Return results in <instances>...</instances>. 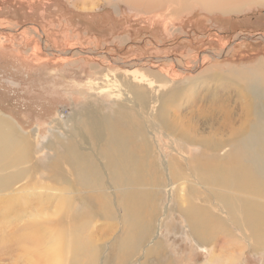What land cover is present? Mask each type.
I'll use <instances>...</instances> for the list:
<instances>
[{
    "label": "rangeland",
    "instance_id": "obj_1",
    "mask_svg": "<svg viewBox=\"0 0 264 264\" xmlns=\"http://www.w3.org/2000/svg\"><path fill=\"white\" fill-rule=\"evenodd\" d=\"M71 1L0 0V115L30 141V158L18 164L24 176L0 190V264H73L76 260L71 257L68 241L77 224L81 237L98 249L93 264H118L110 258L116 249L113 242L123 230L114 197L108 204L113 216H107L99 205L101 190L74 180L60 159V175L53 176L55 157L61 153L59 137L66 136L75 117L90 108L100 116L112 114L119 104L131 108L126 112L131 111L128 115L136 118L133 122L146 130L152 143L154 168L162 170L170 159L182 161L175 140L150 125L158 115L163 94L183 90L179 102L187 111L189 103L185 102L203 95L201 76L205 72L212 71L207 75L214 74L223 81L232 71L264 67V0H234L228 5H235L236 10L214 9L211 13L199 7L179 12L172 6L149 11L143 8L144 2L131 7L117 0L111 4L95 0L93 5L94 0ZM207 4L213 8L214 2ZM239 36L262 38H239L233 45ZM229 44L233 45L229 54L218 51ZM200 59L201 65L195 66ZM118 60L141 63L129 68ZM208 85L214 87L215 82ZM129 88L145 96L152 110L140 113L136 106L132 109L123 95ZM79 146L88 147L83 142ZM187 146L189 159L198 151L202 157L207 154L201 147ZM98 157L97 164L107 181L103 160ZM15 169L0 174L8 175ZM171 184L166 177L165 185L154 191L163 194L158 202L159 216L153 221L149 240L131 264H141L145 249L155 241L166 250L171 264H213L216 260L215 264H264V253L252 252L250 246L244 248L245 240L236 229L232 230L236 234L233 242L219 237L216 246L199 248L182 231L181 216L171 209L178 200L172 195L180 194L179 188L171 190ZM107 187V192L113 190ZM60 199L69 201L64 211L59 209ZM57 236L67 242L59 257L47 253L50 241Z\"/></svg>",
    "mask_w": 264,
    "mask_h": 264
},
{
    "label": "bare ground",
    "instance_id": "obj_2",
    "mask_svg": "<svg viewBox=\"0 0 264 264\" xmlns=\"http://www.w3.org/2000/svg\"><path fill=\"white\" fill-rule=\"evenodd\" d=\"M111 1L106 0L105 3L111 4ZM117 1L127 2L131 7H138L139 3L144 2L143 8L149 11L164 6H172L173 10L179 12L192 7H199L207 13L214 12V9L226 12L236 10L235 5H228V2L234 0H212L213 8L207 4L209 0ZM95 3L94 0L91 4ZM239 38L241 36L233 41H238ZM233 45L218 51L227 55ZM212 53L210 54L216 56ZM117 63L131 68L141 61L123 63L118 60ZM194 65L200 66L201 59L197 64L195 61ZM207 73L212 71L201 76L203 95L190 97V101L185 102L189 103L187 111L179 102L184 97L183 90L174 89L163 94L158 115L150 122L151 126L165 132L169 139H174L179 147L176 153L182 161L169 158L162 170L154 168L155 157L150 155L153 149L146 130L133 122L134 116L128 115L131 111L126 110L131 108L121 104L117 108L114 106L112 114L104 116L91 108L86 109L81 116L70 121L72 124L66 136L59 137L61 153L59 157H55L58 160L54 163L56 171L53 176L60 175L58 170L60 161H63L74 180L87 188L98 187L101 190L98 195L99 205L107 216H113L108 204L110 198L114 197L115 206L121 214L120 224L123 230L113 242L116 249L110 258L118 264H131V260L139 255L143 245L149 240L154 229L153 221L159 216L158 202L163 196L154 191L165 185L166 177L172 183L171 190L179 188L180 191L179 195H172L178 200L173 201L171 209L181 216L182 231L199 248L216 246L214 242L219 237H223V241L233 242L236 234L232 230L236 229L245 240L244 248L250 246L252 252L264 253V67L258 65L232 71L223 81H219L216 75ZM212 81L215 82L214 87L208 85ZM194 84L193 81L190 85ZM157 88L164 89L163 86ZM157 88L155 87V93L159 91ZM149 89L153 88L149 86ZM123 95L128 98L124 101L131 107H137L138 112L152 110L146 97L138 96L130 88ZM29 142L14 130L8 119L0 115V171L18 169L22 160L27 161L30 158ZM80 142L85 143L87 149H81ZM187 145L201 147L203 153L207 154L202 157V152L198 151L189 159L185 153ZM97 157L103 160L102 168L106 171L107 181L103 178ZM23 171L22 168L8 175L0 174L5 176L0 177V190L24 176ZM106 186L113 190L107 192ZM68 202L60 199L59 209L66 210ZM148 217L152 219L149 220ZM73 229L75 232H70L72 236L68 241L71 257L76 260L73 264H93L97 260L98 249L89 244L88 239L81 237L78 224ZM168 229L173 230V226ZM66 247L67 242L57 236L50 241L47 253L59 257ZM166 253L162 245L155 241L151 248L145 249L141 264H171ZM221 259L222 257L220 261H223ZM217 261L219 260L215 263Z\"/></svg>",
    "mask_w": 264,
    "mask_h": 264
},
{
    "label": "water",
    "instance_id": "obj_3",
    "mask_svg": "<svg viewBox=\"0 0 264 264\" xmlns=\"http://www.w3.org/2000/svg\"><path fill=\"white\" fill-rule=\"evenodd\" d=\"M260 38H262V37H247V36H242L241 37V39L240 40H242V39H245V40H248V41H253L254 39H260ZM239 40V41H240ZM264 40V39H263ZM235 41H233L232 42V44L234 43ZM48 52H50L51 54L52 53H55V54H57V55H62V53L61 52H56V51H52V50H49ZM114 63V62H113Z\"/></svg>",
    "mask_w": 264,
    "mask_h": 264
}]
</instances>
